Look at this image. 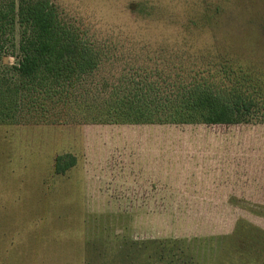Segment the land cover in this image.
<instances>
[{
	"label": "rangeland",
	"instance_id": "obj_1",
	"mask_svg": "<svg viewBox=\"0 0 264 264\" xmlns=\"http://www.w3.org/2000/svg\"><path fill=\"white\" fill-rule=\"evenodd\" d=\"M53 1L101 37L264 82V0ZM20 39L16 21L5 79ZM0 264H264V119L0 123Z\"/></svg>",
	"mask_w": 264,
	"mask_h": 264
},
{
	"label": "trees",
	"instance_id": "obj_2",
	"mask_svg": "<svg viewBox=\"0 0 264 264\" xmlns=\"http://www.w3.org/2000/svg\"><path fill=\"white\" fill-rule=\"evenodd\" d=\"M16 21L21 60L1 68L13 77L0 76V123L235 125L264 119V82L229 59L190 64L101 37L53 0L0 3V55ZM75 164L73 154H60L55 170L63 174Z\"/></svg>",
	"mask_w": 264,
	"mask_h": 264
}]
</instances>
